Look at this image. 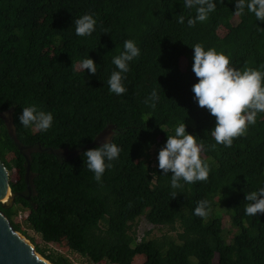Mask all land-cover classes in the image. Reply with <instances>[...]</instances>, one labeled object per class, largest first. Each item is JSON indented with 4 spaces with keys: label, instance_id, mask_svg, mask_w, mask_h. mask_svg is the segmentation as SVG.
<instances>
[{
    "label": "trees",
    "instance_id": "1",
    "mask_svg": "<svg viewBox=\"0 0 264 264\" xmlns=\"http://www.w3.org/2000/svg\"><path fill=\"white\" fill-rule=\"evenodd\" d=\"M213 2L208 19L189 27L196 8L184 0H0V111L13 109L17 134L0 116V156L17 192L1 208L53 263L75 264L79 255L88 264H264V214L245 213L246 195L264 187V113L231 147L213 150L216 119L192 91L197 43L223 51L231 66L264 71V22L247 9L235 15L236 0ZM84 14L97 24L81 37L75 20ZM126 40L141 54L129 62L127 92L118 96L108 80ZM86 58L97 64L95 75L78 68ZM153 90L160 97L154 109L144 102ZM33 103L53 114L47 132L19 123L22 108ZM182 122L203 140L210 173L206 182L181 181L183 188L173 189L157 157ZM111 123L122 151L97 182L83 153L102 143L73 156L66 150L91 143ZM202 199L211 204L206 218L194 214ZM20 211L25 228L16 220ZM142 216L157 232L137 235Z\"/></svg>",
    "mask_w": 264,
    "mask_h": 264
},
{
    "label": "clouds",
    "instance_id": "2",
    "mask_svg": "<svg viewBox=\"0 0 264 264\" xmlns=\"http://www.w3.org/2000/svg\"><path fill=\"white\" fill-rule=\"evenodd\" d=\"M184 7L196 8L195 17L187 21L189 27H194L198 21L204 22L208 19L209 14L215 11L216 4L213 0H184ZM235 7V15H243L247 9L258 21L264 22V0H236ZM184 21V16L180 15L178 22L183 24ZM96 24L94 14L82 15L75 20L76 35L90 36L95 31ZM192 48V71L198 79L192 86L194 99L199 107L206 108L216 119L211 133L216 143L210 147L213 150L217 144L231 147L235 138L246 135L249 125H255L258 113H264V71L231 66L229 56L223 51L217 52L215 48L206 51L201 43ZM140 54V48L134 40L124 42V51L112 60L118 71H113L108 80L110 92L118 96L127 92L124 80L130 71L129 62ZM78 68L89 70L93 75L97 73V64L91 58L83 59ZM159 99L157 91L153 90L144 102L154 109ZM18 120L25 128L47 132L53 125L54 117L51 112H46L33 103L22 108ZM197 139L186 132V124L182 122L175 128L174 135H167V141L158 153L159 169L164 175L171 173L173 189H182L181 181L192 184L208 180L210 166L201 157L205 144L203 140L198 143ZM121 151V147L110 138L101 146L83 153L86 157L85 164L94 173L97 182L101 181L106 170L114 167L112 162L119 158ZM171 195L173 199L177 197L176 192ZM245 200L250 202L245 208L246 215L264 214V187L247 194ZM210 212L211 204L207 199L198 201L195 215L206 218Z\"/></svg>",
    "mask_w": 264,
    "mask_h": 264
},
{
    "label": "water",
    "instance_id": "3",
    "mask_svg": "<svg viewBox=\"0 0 264 264\" xmlns=\"http://www.w3.org/2000/svg\"><path fill=\"white\" fill-rule=\"evenodd\" d=\"M0 116L5 120V124L10 134L17 139L14 124L13 109L0 111ZM114 124H109L101 130L91 143H87L82 148L67 149L70 156L78 154L83 148L93 143H103L111 138ZM20 145V148H26ZM32 147H29L31 149ZM28 166L26 171L27 181L30 175V162L27 156ZM11 173L0 156V264H55L46 257L42 256L35 245L23 234L14 228L10 218L2 210L3 207H10L15 200L17 192L13 191L10 185ZM29 184V181H28ZM6 197V198H5ZM5 198V199H4Z\"/></svg>",
    "mask_w": 264,
    "mask_h": 264
},
{
    "label": "rangeland",
    "instance_id": "4",
    "mask_svg": "<svg viewBox=\"0 0 264 264\" xmlns=\"http://www.w3.org/2000/svg\"><path fill=\"white\" fill-rule=\"evenodd\" d=\"M224 216H226V215H224ZM16 220L17 221H19V222H21V224H22V226L25 228L26 227V224L24 223V216L21 218L20 216H19V213H18V215H17V217H16ZM226 223L229 225L230 224V222H229V219L227 220V217H226ZM28 230V229H27ZM19 231V230H18ZM153 231H155V232H157V226H155L153 223H151L149 220H147L144 216H142L141 218H140V220H139V230H138V236L140 235H143V234H146V233H148V232H153ZM21 234H23L21 231H19ZM28 232L29 233H31L32 234V236L34 235L35 236V238L39 241V242H41L42 243V241H41V238H40V236L35 232V231H33L32 229H29L28 230ZM24 235V234H23ZM25 236V235H24ZM26 237V236H25ZM27 239H29L28 237H26ZM30 240V239H29ZM31 241V240H30ZM32 242V241H31ZM33 243V242H32ZM34 244V243H33ZM49 245H51V246H56L57 244L56 243H49ZM42 255V254H41ZM43 256V255H42ZM73 258H74V261H75V264H88L87 263V261L83 258V257H81V256H79V255H73ZM144 258V256L143 257H141V256H138V258H137V260L136 261H139V260H141V259H143ZM97 264H102V263H97ZM106 264H110V263H106Z\"/></svg>",
    "mask_w": 264,
    "mask_h": 264
},
{
    "label": "built area",
    "instance_id": "5",
    "mask_svg": "<svg viewBox=\"0 0 264 264\" xmlns=\"http://www.w3.org/2000/svg\"><path fill=\"white\" fill-rule=\"evenodd\" d=\"M19 216L22 218L23 216L26 217L27 215H26V212L20 211L19 212Z\"/></svg>",
    "mask_w": 264,
    "mask_h": 264
},
{
    "label": "flooded vegetation",
    "instance_id": "6",
    "mask_svg": "<svg viewBox=\"0 0 264 264\" xmlns=\"http://www.w3.org/2000/svg\"><path fill=\"white\" fill-rule=\"evenodd\" d=\"M27 151L30 153V151H31V150H30V149H28ZM28 181H29V180H28ZM28 187H29V185H28ZM29 191H30V187H29Z\"/></svg>",
    "mask_w": 264,
    "mask_h": 264
},
{
    "label": "bare ground",
    "instance_id": "7",
    "mask_svg": "<svg viewBox=\"0 0 264 264\" xmlns=\"http://www.w3.org/2000/svg\"><path fill=\"white\" fill-rule=\"evenodd\" d=\"M5 198H6V197H5ZM5 198H4V199H5Z\"/></svg>",
    "mask_w": 264,
    "mask_h": 264
}]
</instances>
